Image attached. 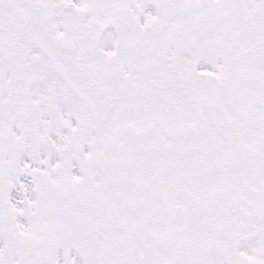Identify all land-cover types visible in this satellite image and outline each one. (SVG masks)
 I'll return each mask as SVG.
<instances>
[{
	"label": "snow or ice",
	"instance_id": "obj_1",
	"mask_svg": "<svg viewBox=\"0 0 264 264\" xmlns=\"http://www.w3.org/2000/svg\"><path fill=\"white\" fill-rule=\"evenodd\" d=\"M0 264H264V0H0Z\"/></svg>",
	"mask_w": 264,
	"mask_h": 264
}]
</instances>
